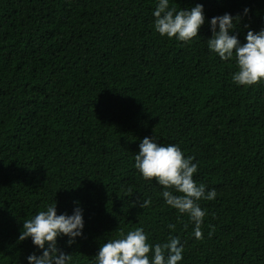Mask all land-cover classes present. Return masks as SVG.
I'll return each mask as SVG.
<instances>
[{"label": "trees", "instance_id": "obj_1", "mask_svg": "<svg viewBox=\"0 0 264 264\" xmlns=\"http://www.w3.org/2000/svg\"><path fill=\"white\" fill-rule=\"evenodd\" d=\"M156 2L0 0V264H27L22 222L55 202L58 214L83 208V238L58 239L74 264L136 227L152 244L179 237L178 264H264V83L237 86L235 61L207 47L213 16L240 14L242 43L264 28V0H170L204 5L189 42L155 31ZM153 135L194 157V179L217 192L199 202L202 239L134 166Z\"/></svg>", "mask_w": 264, "mask_h": 264}, {"label": "clouds", "instance_id": "obj_2", "mask_svg": "<svg viewBox=\"0 0 264 264\" xmlns=\"http://www.w3.org/2000/svg\"><path fill=\"white\" fill-rule=\"evenodd\" d=\"M249 11L245 8L243 13L248 14ZM152 15L156 32L182 42L197 38L206 22L204 5L200 3L177 10L170 6V0H157ZM240 19V14L233 16L227 12L208 19L212 35L207 39V47L222 61H235L232 80L237 86L264 83V28L259 31L249 29L246 42L242 43L234 34ZM134 159V166L142 177L163 186L160 195L165 204L187 214L194 225V237L202 239V225L207 212L199 202L214 200L217 192L215 189L206 190L205 184L194 179L198 171L194 157L186 156L178 144L161 143L153 135L140 140ZM150 204L151 200L146 199L140 207ZM84 227V213L79 202L71 214H58L57 203L48 204L46 210L22 222L18 239L30 238L36 249L26 257L27 264H74L72 255L58 246V239L66 237L67 244L71 246L77 238H83ZM183 253L184 245L179 237L170 235L166 242L152 244L148 242L144 229L136 227L102 243L92 264H178Z\"/></svg>", "mask_w": 264, "mask_h": 264}]
</instances>
